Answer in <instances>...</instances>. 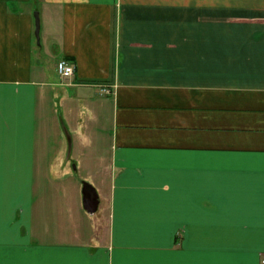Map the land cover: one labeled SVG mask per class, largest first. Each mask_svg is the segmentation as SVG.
Segmentation results:
<instances>
[{
  "label": "crops",
  "instance_id": "obj_1",
  "mask_svg": "<svg viewBox=\"0 0 264 264\" xmlns=\"http://www.w3.org/2000/svg\"><path fill=\"white\" fill-rule=\"evenodd\" d=\"M262 258L264 0H0V264Z\"/></svg>",
  "mask_w": 264,
  "mask_h": 264
},
{
  "label": "water",
  "instance_id": "obj_2",
  "mask_svg": "<svg viewBox=\"0 0 264 264\" xmlns=\"http://www.w3.org/2000/svg\"><path fill=\"white\" fill-rule=\"evenodd\" d=\"M35 37L38 41L39 38V18L38 14L35 12ZM82 193H83V203L84 208L89 212L93 213L97 209L98 205V195L96 189L88 182H82Z\"/></svg>",
  "mask_w": 264,
  "mask_h": 264
},
{
  "label": "built area",
  "instance_id": "obj_3",
  "mask_svg": "<svg viewBox=\"0 0 264 264\" xmlns=\"http://www.w3.org/2000/svg\"><path fill=\"white\" fill-rule=\"evenodd\" d=\"M55 67L58 75L62 79L70 77L74 71L73 65L68 60L65 59H59L56 62ZM102 91L106 93L109 92V90H107L106 88H103ZM261 264H264V258L261 259Z\"/></svg>",
  "mask_w": 264,
  "mask_h": 264
},
{
  "label": "rangeland",
  "instance_id": "obj_4",
  "mask_svg": "<svg viewBox=\"0 0 264 264\" xmlns=\"http://www.w3.org/2000/svg\"><path fill=\"white\" fill-rule=\"evenodd\" d=\"M59 77H60V76H59ZM60 79H62V78L60 77ZM51 109H52L51 114H52L53 116L58 117V118L64 116V114H63V106H60L59 101H56V100H55V101L52 103Z\"/></svg>",
  "mask_w": 264,
  "mask_h": 264
}]
</instances>
